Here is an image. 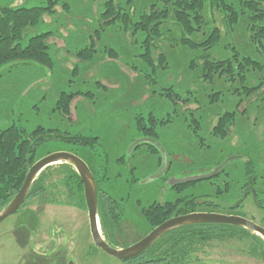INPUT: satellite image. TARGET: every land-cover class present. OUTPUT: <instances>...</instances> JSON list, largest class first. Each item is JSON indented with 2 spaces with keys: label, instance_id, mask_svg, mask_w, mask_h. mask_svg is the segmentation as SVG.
Segmentation results:
<instances>
[{
  "label": "rangeland",
  "instance_id": "1",
  "mask_svg": "<svg viewBox=\"0 0 264 264\" xmlns=\"http://www.w3.org/2000/svg\"><path fill=\"white\" fill-rule=\"evenodd\" d=\"M108 1L62 0L37 25L28 26L23 44L47 34L52 63L17 61L0 69V130L13 123L29 132L45 127L54 137L39 147L38 159L57 151L82 157L100 190L110 191L126 208L114 231L119 247L152 232L155 225L146 210L155 202L170 201L177 211L192 203L194 211L241 215L264 226V55L252 39L249 16L240 12L229 23L219 8L206 2L200 12L203 24L190 36L196 45L182 41L183 32L172 16L161 26V37L152 41L150 64L144 56L147 34L136 23L153 7L165 8V1L115 0L117 13L111 17L120 16L107 22ZM48 4L0 0V6ZM259 26L264 27V20ZM209 28H218L219 39L205 49ZM235 53L249 57L255 66L243 73L237 69L233 77L225 73L205 79V54L217 62ZM253 87L260 89L247 95ZM66 94L71 98L67 113L64 105L58 106ZM149 126L172 160L154 179L163 165L160 149L146 142L130 149ZM59 135H93L99 141L91 150ZM57 167L44 175L45 193L27 198L16 214L1 222L0 264H128L94 244L86 202L79 206L66 195L60 183L66 175ZM175 178L190 182L174 188L170 180ZM100 229L105 238L101 221ZM189 261L179 264H264V252L249 237H228L198 246Z\"/></svg>",
  "mask_w": 264,
  "mask_h": 264
},
{
  "label": "trees",
  "instance_id": "2",
  "mask_svg": "<svg viewBox=\"0 0 264 264\" xmlns=\"http://www.w3.org/2000/svg\"><path fill=\"white\" fill-rule=\"evenodd\" d=\"M62 0H49L48 6L38 7H20V6H0V69L6 65L17 61H36L47 66H51L52 59L49 54V47L46 42L47 34H40L32 37L28 44L24 45L25 30L28 26H35L39 23L45 13H51L54 7ZM165 8L159 10L153 7L150 12H145L141 16L140 21L136 23V29L146 32V43H148V51L144 54L150 64H153V55L149 50L152 41L161 37V26L168 22L170 17L175 18V24L182 30V41L186 44H198L197 41L190 39V36L200 30L203 24V17L200 14L203 11L204 4L210 2L211 7L219 8L229 23H234L239 19V13H245L250 18L252 29V39L256 42V49L264 55V27L259 26L264 20V11L262 0H164ZM105 15L107 22L114 21L119 18L118 13L113 18L114 11L117 13L115 0H109ZM124 21L129 25V20L126 15L123 16ZM195 24V25H194ZM210 33L204 39L202 46L205 49L212 47L219 39L218 28H209ZM90 56V54L88 55ZM87 56V57H88ZM203 61L205 79H213L214 76H223L225 73L234 76V71L238 69L239 73H243L245 68L254 64L249 57H242L241 54L235 53L233 57L226 61L213 62L210 54H205ZM235 64L237 67H235ZM196 66V63H193ZM245 77V75H244ZM242 77V78H244ZM263 84V83H262ZM261 84V85H262ZM260 87H253L251 95ZM71 98L69 94L59 100V107L64 105V111L67 113L71 110ZM150 122V118L148 120ZM155 121V120H153ZM221 122V121H220ZM225 124V122H221ZM154 124V123H153ZM145 135H157L154 127H148ZM220 128V127H219ZM145 128H143L144 130ZM53 130L38 126L32 132L26 130L21 124L13 123L7 128L0 130V210L7 206L12 198L20 191L25 177L32 165L38 160L37 151L45 142L53 139ZM64 141H72L78 146L93 149L99 139L96 136L79 135H59ZM157 138V137H156ZM158 139V138H157ZM74 152V151H72ZM76 153V152H75ZM77 154V153H76ZM109 162L106 163L104 177L107 178L106 169ZM58 166V167H57ZM57 167L62 174L66 176L60 177V183L66 189V195L77 202L80 206L86 202L84 199V187L80 176L71 164L58 163L56 166H49L43 171L38 179L32 185V190L29 197L46 192L47 184L45 185L46 176L49 170ZM224 168V167H223ZM223 170V169H222ZM222 172V171H221ZM252 170L249 171V176H252ZM98 180L96 181L98 186ZM190 181H187V183ZM185 183V184H187ZM99 188V186H98ZM28 197V198H29ZM99 198V218L102 223L105 239L109 244L119 247L115 237V230H119L121 218L124 216L125 209L120 199L108 190H100ZM76 204V205H77ZM187 206V205H186ZM177 206L172 203H166L160 206L159 204L148 207L146 214L148 219L156 226L172 216L176 211ZM179 213L182 210L179 209ZM194 206L192 203L183 209V213L193 212ZM249 237L253 240L256 250L264 252V238L256 234L250 229L241 226L230 224H196L178 227L173 231L155 241L154 245L145 250L138 257L128 261V264H179L190 262L192 252L198 250V246L203 243L212 242L213 240H225V238ZM254 250V248H252Z\"/></svg>",
  "mask_w": 264,
  "mask_h": 264
},
{
  "label": "water",
  "instance_id": "3",
  "mask_svg": "<svg viewBox=\"0 0 264 264\" xmlns=\"http://www.w3.org/2000/svg\"><path fill=\"white\" fill-rule=\"evenodd\" d=\"M147 142L152 143L157 148L160 149L163 157V165L157 171L158 173L154 174L152 178H159L163 173L169 168L170 160L167 149L154 137H142L135 141L131 147L138 145V143ZM233 157H230L217 168L216 171H220L227 162L233 160ZM57 163H67L71 164L77 174L80 176L83 182L84 187V199H86L87 210L89 211V222H90V231L93 236L94 244L97 245L104 253L107 255L113 256L117 259H121L124 262H128L135 257H138L145 250L154 245L162 236L166 233L177 229L178 227L196 225V224H230L234 226H241L246 229H250L262 238H264V226L258 225L253 220L246 218L241 215H229L221 214L217 212H191L187 215H179L173 217L169 220H166L163 224L156 226L151 233L143 237L141 240L131 244L128 247H115L106 241L104 236L101 233L100 221H99V188L96 183L95 175L92 174V171L84 161L82 157L72 151H57L45 155V157L38 159L29 170L26 175V179L20 188V191L12 198L10 203L0 210V224L4 220L10 218L12 215L16 214L25 204L27 198L30 195L32 185L35 180L38 179V176L46 170L47 167L57 165ZM208 176V175H207ZM151 178V179H152ZM190 179V178H187ZM70 264H74L70 263Z\"/></svg>",
  "mask_w": 264,
  "mask_h": 264
},
{
  "label": "flooded vegetation",
  "instance_id": "4",
  "mask_svg": "<svg viewBox=\"0 0 264 264\" xmlns=\"http://www.w3.org/2000/svg\"><path fill=\"white\" fill-rule=\"evenodd\" d=\"M145 137H153V136H148V135H145ZM155 138V137H154ZM157 139V138H156ZM158 141H159V139H157ZM147 143V142H146ZM149 145L150 144H152V143H148ZM162 144V143H161ZM153 145V144H152ZM163 146H164V144H162ZM155 146V145H154ZM156 147V146H155ZM157 148V147H156ZM164 148H165V146H164ZM159 149V148H158ZM161 152V151H160ZM168 154H169V152H168ZM161 157H162V153H161ZM162 160H163V157H162ZM169 160H170V162L172 161L171 159H170V154H169ZM162 167V166H161ZM161 167H159L158 169H160ZM158 169H156V170H158ZM164 177V176H163ZM163 177H162V179H163ZM96 179V178H95ZM161 179V178H160ZM177 180H179V179H177ZM97 181V180H96ZM175 181V182H174ZM187 181H190V179H187V178H183V179H180L178 182L176 181V178L175 179H173V180H170V183H171V186H173L174 188H175V185H177V184H185V183H187ZM172 188V187H171ZM187 201V200H186ZM185 201V202H186ZM214 201V200H213ZM182 202V201H181ZM166 203H171L170 201H164L163 203H162V205H165ZM217 205H219V202L218 201H216L215 202ZM238 203V202H237ZM237 203H235V204H237ZM156 204H159V203H157V202H155V204H153V205H156ZM172 204V203H171ZM225 206H228V207H234V205H232V204H229V203H223ZM160 206H162L161 204H159ZM222 205V204H221ZM150 206H152V205H150ZM175 206V205H174ZM180 210H182V212L181 213H179L180 211H177L178 210V208H176V211H177V213L175 212V214L174 215H172L171 217H169L168 219H166V220H169V219H171V218H173V217H177V216H179V215H187L188 213H191V212H188V213H183V209L184 210H186L187 209V206H186V204L184 203V205H182L180 208H179ZM193 212H200V211H193ZM202 212H208V213H212V212H215V211H212V212H210V211H202ZM217 213H219V212H217ZM165 220V221H166ZM164 223V222H163ZM163 223H161V224H163ZM161 224H159V225H161ZM159 225H157V226H159ZM156 227V226H155ZM154 227V228H155ZM125 247V246H124Z\"/></svg>",
  "mask_w": 264,
  "mask_h": 264
}]
</instances>
